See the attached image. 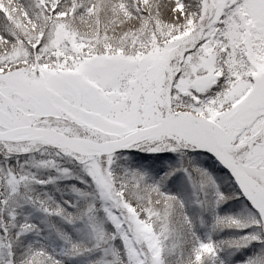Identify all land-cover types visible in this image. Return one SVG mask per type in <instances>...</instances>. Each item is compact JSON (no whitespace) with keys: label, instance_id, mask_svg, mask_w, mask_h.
Masks as SVG:
<instances>
[{"label":"rangeland","instance_id":"rangeland-1","mask_svg":"<svg viewBox=\"0 0 264 264\" xmlns=\"http://www.w3.org/2000/svg\"><path fill=\"white\" fill-rule=\"evenodd\" d=\"M11 1L48 26L0 39V130L108 142L187 109L264 188V0H199L188 29L189 0L126 17L122 0ZM127 147L0 139V264H264V218L215 157L170 133Z\"/></svg>","mask_w":264,"mask_h":264},{"label":"water","instance_id":"water-1","mask_svg":"<svg viewBox=\"0 0 264 264\" xmlns=\"http://www.w3.org/2000/svg\"><path fill=\"white\" fill-rule=\"evenodd\" d=\"M218 82V76L216 74H209L196 79L193 86L198 90H205L208 87L216 85ZM83 96L85 100L89 99V89L83 88ZM189 121L186 127L182 124ZM196 129L207 137L210 146L204 145L199 142L193 136L185 133L184 131ZM40 134L38 138H49L55 141H59L62 145L70 148L76 153L86 155H101L117 152L127 149V145L136 142L153 133L163 134L172 133L184 139L189 144L195 146L202 151L208 152L215 157L223 166L226 171L231 175L243 197L249 201L250 205L257 209L261 216L264 218V200L259 199L254 193L247 192L242 185L241 175L247 177V175L241 170L239 163L229 158L223 147L217 142L211 133V131L201 124L200 122L189 119L184 115H176L170 119H165L156 124L150 125L145 128H141L135 131L126 133L124 136L118 139H114L108 142H87L86 140L79 139L63 133L55 128H52L43 124H28L22 126H16L0 130V139H17V138H30L27 134ZM36 138V137H35ZM249 179V177H248Z\"/></svg>","mask_w":264,"mask_h":264},{"label":"trees","instance_id":"trees-1","mask_svg":"<svg viewBox=\"0 0 264 264\" xmlns=\"http://www.w3.org/2000/svg\"><path fill=\"white\" fill-rule=\"evenodd\" d=\"M6 10L9 12L8 14H3V10L0 11V39H4L7 40V38H10L11 36L15 37V35H18L21 39V41H23L24 38H26L27 36L24 34V32H27L28 34L30 33H35L38 32L40 30H42V28H45L48 26V23H43V21H41L37 15L32 14V12H30L29 5H22L21 2L17 1L16 3H14L11 0H6ZM62 1V0H61ZM174 1V0H173ZM182 1H187V0H182ZM190 2L187 4V8L184 11L185 16L183 17V24H185L184 26H182L183 28H191L194 26L195 22L197 23V18H198V9L200 8V1L199 0H189ZM175 2V1H174ZM25 7V9H24ZM2 8V7H0ZM23 8V9H22ZM123 8V10L121 9ZM63 9V8H62ZM61 9V10H62ZM118 11L122 10L124 17H126V14H133V8L131 6V0H122V2L118 3ZM30 12V13H29ZM189 12V13H188ZM191 13V14H190ZM54 13H52L53 15ZM49 14L45 13V16L47 17ZM76 16H81V20L85 21L91 20L90 14L88 13L87 15H83L82 13H78L75 14ZM13 19H19L21 21V25L15 24ZM179 17L176 16L175 20H178ZM16 27H15V25ZM180 24L175 23V26H178ZM179 26V27H181ZM176 27V28H179ZM44 29V30H45ZM163 32L159 31V34L157 35V39L160 40V38L162 37ZM2 65V64H1ZM0 65V66H1ZM176 111L178 112H188L187 109H177Z\"/></svg>","mask_w":264,"mask_h":264},{"label":"bare ground","instance_id":"bare-ground-1","mask_svg":"<svg viewBox=\"0 0 264 264\" xmlns=\"http://www.w3.org/2000/svg\"><path fill=\"white\" fill-rule=\"evenodd\" d=\"M170 117L171 116L169 114V116L167 118H170ZM188 122L189 121H186L185 123H183L182 124L183 126H181V127H186V125H187ZM184 132L185 133L187 132V134H189V135H193L194 138L197 139V140H199L201 143L209 144V142L207 141V138L205 136H203L199 132H196L195 131V134H192L190 131H184ZM38 135H40V134H38V133H36V134H27V136H29L30 138H35V137L38 138ZM158 136H159L158 134L153 133L151 135L146 136L145 139H149V138H153V137H158ZM87 142H90V141H87ZM241 170L245 173V171L242 168H241ZM241 177H242V185H243L244 189H246L247 192H250V193H253L254 192V193H256L257 197H259L262 200H264V188L261 185L255 183V181H252L250 178H249L250 179L249 180L248 178L244 177L243 175H241ZM252 189H254V190H252Z\"/></svg>","mask_w":264,"mask_h":264},{"label":"flooded vegetation","instance_id":"flooded-vegetation-1","mask_svg":"<svg viewBox=\"0 0 264 264\" xmlns=\"http://www.w3.org/2000/svg\"><path fill=\"white\" fill-rule=\"evenodd\" d=\"M36 124H40V123H36Z\"/></svg>","mask_w":264,"mask_h":264}]
</instances>
